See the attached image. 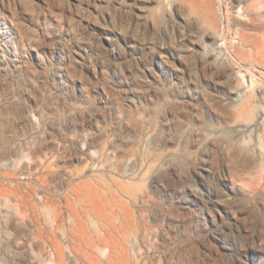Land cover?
I'll return each instance as SVG.
<instances>
[{"label": "rangeland", "instance_id": "rangeland-1", "mask_svg": "<svg viewBox=\"0 0 264 264\" xmlns=\"http://www.w3.org/2000/svg\"><path fill=\"white\" fill-rule=\"evenodd\" d=\"M254 1L0 0V264H264Z\"/></svg>", "mask_w": 264, "mask_h": 264}, {"label": "bare ground", "instance_id": "bare-ground-1", "mask_svg": "<svg viewBox=\"0 0 264 264\" xmlns=\"http://www.w3.org/2000/svg\"><path fill=\"white\" fill-rule=\"evenodd\" d=\"M259 6H263L264 7V0L254 1V2L250 3L249 5H247L246 9L249 10V11H255V9H257ZM256 19H258V18L256 17L255 20Z\"/></svg>", "mask_w": 264, "mask_h": 264}]
</instances>
